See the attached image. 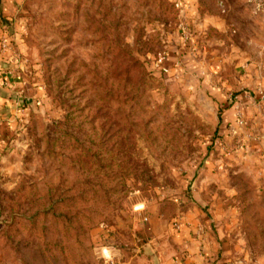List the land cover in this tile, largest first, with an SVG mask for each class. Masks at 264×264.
<instances>
[{"label": "rangeland", "instance_id": "1", "mask_svg": "<svg viewBox=\"0 0 264 264\" xmlns=\"http://www.w3.org/2000/svg\"><path fill=\"white\" fill-rule=\"evenodd\" d=\"M180 2L0 0V264H264V0Z\"/></svg>", "mask_w": 264, "mask_h": 264}, {"label": "crops", "instance_id": "2", "mask_svg": "<svg viewBox=\"0 0 264 264\" xmlns=\"http://www.w3.org/2000/svg\"><path fill=\"white\" fill-rule=\"evenodd\" d=\"M143 208L142 205H138L135 210H141ZM149 221L144 229V232L147 236L152 235V237H158L161 233H166L169 231H172L170 226L168 225V222H166L163 219H160L155 215V212L151 211L149 213ZM182 227H184L182 229ZM183 230H187L185 228V225L181 223V229L180 231L174 232L175 238L174 240L177 243V248L180 249V252L177 253L174 256H169L167 260L165 261L164 258L156 257L153 258L154 264H211L210 257H207L206 254H204L203 246L204 244L203 240H198L197 237L191 238L190 236H186V234H183ZM200 237V236H199ZM147 244V243H145ZM145 246V245H143ZM142 247L145 248V247ZM109 254L106 256V259H109L106 264L109 263L110 259L113 260V262H120L119 259H117V252L112 249L108 251ZM139 258L143 257L147 259V255L145 253L138 256ZM161 258V259H158ZM162 260V261H161ZM119 264H123L120 262Z\"/></svg>", "mask_w": 264, "mask_h": 264}, {"label": "built area", "instance_id": "3", "mask_svg": "<svg viewBox=\"0 0 264 264\" xmlns=\"http://www.w3.org/2000/svg\"><path fill=\"white\" fill-rule=\"evenodd\" d=\"M174 5H175V7L179 8L181 6L180 0H174ZM110 263L111 264H119L118 262H113L112 259H110Z\"/></svg>", "mask_w": 264, "mask_h": 264}]
</instances>
